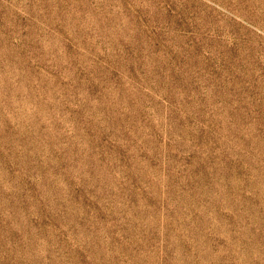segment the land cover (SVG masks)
Wrapping results in <instances>:
<instances>
[{
    "label": "rangeland",
    "instance_id": "obj_1",
    "mask_svg": "<svg viewBox=\"0 0 264 264\" xmlns=\"http://www.w3.org/2000/svg\"><path fill=\"white\" fill-rule=\"evenodd\" d=\"M0 264H264V0H0Z\"/></svg>",
    "mask_w": 264,
    "mask_h": 264
}]
</instances>
